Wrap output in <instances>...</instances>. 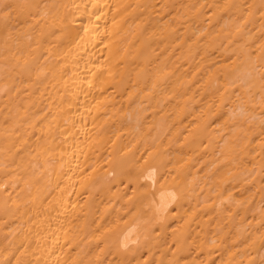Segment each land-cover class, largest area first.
Segmentation results:
<instances>
[{
    "label": "bare ground",
    "instance_id": "1",
    "mask_svg": "<svg viewBox=\"0 0 264 264\" xmlns=\"http://www.w3.org/2000/svg\"><path fill=\"white\" fill-rule=\"evenodd\" d=\"M0 264H264V0H0Z\"/></svg>",
    "mask_w": 264,
    "mask_h": 264
}]
</instances>
